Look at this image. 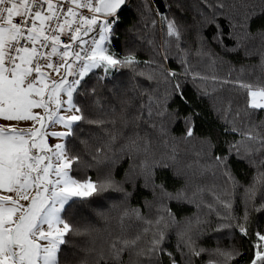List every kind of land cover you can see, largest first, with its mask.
Here are the masks:
<instances>
[{"label":"snow or ice","instance_id":"6c2138e0","mask_svg":"<svg viewBox=\"0 0 264 264\" xmlns=\"http://www.w3.org/2000/svg\"><path fill=\"white\" fill-rule=\"evenodd\" d=\"M126 5L127 0H0V264H125V254L135 256L136 264H161L163 257H167V264H179L164 247L170 232L179 230L178 247L187 260L200 257L207 250L198 248L196 240L211 226L208 216L213 213L219 220L228 221L220 223L214 231L234 227L243 236L248 235L247 212L243 222L230 214V188L238 186L232 164L247 160L250 165L264 166V160L257 165L255 159L257 154L264 156V121L258 124L251 121L252 115L264 111V78L253 82L222 81L244 95V109L235 113L243 127L227 130L240 138L220 142L215 146L219 151L210 156L198 151L183 164L187 174L193 177L203 179L209 174L213 177L219 174L229 188L222 195L212 191V200L207 203L203 196L209 190L200 186L192 188L187 182L169 192L164 184L154 182L157 169L178 174L174 170L179 153L167 142L165 122L171 115L167 105L176 97L187 101L182 78H191L193 82L209 79L216 82L218 78L193 70L189 63L191 52L182 48L181 26L163 14L160 23L165 38L160 45H154L153 59L140 61L134 51L123 55L113 51L120 15ZM200 5L207 11L198 12L199 29L214 28L211 40L223 52L238 51L243 42L256 39L248 28L250 13L238 24L230 21L232 30L225 33L220 24L226 8L224 0H200ZM237 26L242 36L230 48L225 41L235 37ZM257 35L264 41V30ZM206 42H199L195 54L214 68L221 56L208 51ZM170 49L176 50L182 71L162 67L170 60ZM142 63L150 68L147 74L139 71ZM261 66L264 67V56ZM122 69L150 83H162L164 94L134 87L132 94H125L114 106L95 87H85L86 78L94 70L102 71L98 80L103 81ZM53 73L57 78H53ZM202 94H208L207 90ZM80 95L90 97L87 114L85 107L76 102ZM227 112L231 114L230 102ZM197 115L193 111L189 114L191 119L184 118L187 126L182 139L190 140L194 136ZM80 124L99 129L95 137L99 143L94 152L87 151L89 140L79 138ZM54 126L63 130L52 131ZM152 131L166 148L159 156H150ZM50 139L57 142L50 144ZM74 140L84 145V155L90 156L91 162L69 146ZM129 154L143 159L130 171L127 180L133 175L143 177L146 185L152 183L153 190L160 193L159 203L150 205L155 209L153 217L146 218L138 209L125 208L116 218L115 230L66 219V206L71 207L76 200H91L110 190L122 192L125 197L131 195L123 184L113 179L111 172L121 157ZM205 157L210 164L205 162ZM105 163L109 170L102 179H80L73 175ZM258 190H264V172H259L243 189L249 201L255 200ZM197 199L200 200L197 206L207 208L208 213L188 217L183 222L166 203H193ZM219 208L225 210L223 216ZM256 237L255 251L248 264H264V233L257 232ZM65 247L74 249L71 257L62 258ZM239 255L242 253L235 249L218 248L209 264H235Z\"/></svg>","mask_w":264,"mask_h":264},{"label":"trees","instance_id":"16d2710c","mask_svg":"<svg viewBox=\"0 0 264 264\" xmlns=\"http://www.w3.org/2000/svg\"><path fill=\"white\" fill-rule=\"evenodd\" d=\"M226 8L224 14L220 18V24L225 33H229L232 29L230 21L238 24L241 22L246 13H250L251 19L248 25L250 32L256 36V39L245 41L240 46L238 51L223 52L216 43H213L211 38L215 31L214 28L207 30L199 29L198 21L200 16L198 12L203 9L200 5V0H127V5L120 15V23L117 27V36L112 44V50L120 55L128 51H134L140 61H148L154 58V45H160L165 38L161 30L160 14L167 16L170 19H175L181 26L183 38L181 41L182 48L191 52L189 63L193 66V70L201 75L211 77L215 75L218 80L216 82H202L197 80L192 81L191 78L181 79L184 85V92L187 96V101H182L176 97L167 105V111L171 113L169 119L165 122L168 129L167 142L170 146L175 147L179 153L180 159L177 168L174 170L177 175L173 174V170H160L155 172V184H164L169 192L174 189L184 186L187 182L192 188L197 186L208 189V193L203 196L205 203L211 202L212 191L222 195L229 185L225 184L223 178L217 174L213 177L209 174L201 179L199 176H191L187 174V170L183 168V164L192 159L196 152H207L210 156L214 151H219L216 145L220 142H232L239 139L230 131H227L233 126L242 128L239 119L235 118L237 110H243L245 106L244 95L231 84L222 83L225 79L243 80L253 82L258 78H264V67L261 66V58L264 56V41L257 35L261 30H264V0H224ZM147 6V7H146ZM234 18V19H233ZM155 21V23H153ZM242 36L239 26L235 29V37L226 39L225 43L234 48V40ZM206 40L205 47L208 51H215L220 54L221 60L217 62L215 67H209L206 60H200L195 52L200 47V41ZM149 41L154 42L149 43ZM170 60L165 61L162 67L166 70H178L180 68L179 58L176 55L175 49L169 51ZM139 71L147 74L150 71L143 63L139 65ZM103 75L102 71L94 70V73L89 74L86 78V88L95 87L97 93L112 101L113 105L119 103V99L125 94H132V89H147L157 91L160 95L164 94V85L156 82H148L142 76H137L128 69H122L118 72H113L105 80L100 81L98 77ZM208 94H202L204 90ZM215 89V90H214ZM83 91V90H82ZM76 102L85 107L87 114V105L90 103V97L80 95L76 97ZM231 103V114H228L227 107ZM195 111L198 115L194 120V136L190 140L182 139L186 124L184 118L189 119L190 113ZM179 115H176V113ZM252 123L258 124L264 121V111H259L251 116ZM247 123V121H245ZM142 131H148L143 129ZM80 139L89 140L87 151L94 152L99 141L95 137L99 134V129L88 124H80L77 129ZM152 143V154L159 156L166 152L164 143L154 131L150 132ZM69 146L75 151L84 155L85 148L78 140L70 141ZM86 161L91 162L88 155H84ZM143 156L129 154L122 156L117 164L111 168L113 179L118 183L123 184L127 192L131 193L125 197L124 193L119 191H108L99 197L91 200L80 201L76 200L71 204V207L66 206L65 218L72 222L87 221L93 224L98 229L111 228L116 229L117 217L125 208L138 209L146 218H152L154 215V207L159 203L160 193L158 190H153V184L146 185L143 177L133 175V178L128 181L127 177L130 171L136 168ZM257 165L260 160H264V156L257 154ZM206 163L210 164L207 157L204 158ZM108 165L99 164L90 168L83 169L80 172H74L73 175L83 179L85 177L93 180L102 179L108 171ZM232 172L235 176L238 186L230 188L232 195L230 197L232 207L230 209L231 216L243 222L245 212H247L248 235L243 236L237 228H225L223 231H214L220 223H228L227 220H219L217 215L213 213L208 216L210 227L205 233L196 240L198 248L206 249L200 257H192L187 260L181 253L178 247L179 237L178 229L172 230L165 242V249L172 252L179 264H209L210 260L215 259L213 253L216 249H235L238 253H242L235 259V264H248L253 256L257 243L256 233H264V190H258L254 201H249L245 197L244 188H247L253 178L259 172H264V166L257 167L250 165L247 160L243 162L234 161L232 164ZM183 173V174H180ZM215 185V188L213 186ZM175 213L179 221L183 222L186 218L197 214L206 215L207 208L198 207L200 200L197 199L193 203H176L166 202ZM220 215L225 214L223 208H219ZM104 217L108 219L105 220ZM235 223V220L232 221ZM135 226L133 231H135ZM79 243V238H76ZM74 249L65 247L61 254L62 258L71 257ZM125 264H136V257L125 254ZM161 264H167V257L161 258Z\"/></svg>","mask_w":264,"mask_h":264},{"label":"rangeland","instance_id":"374dc122","mask_svg":"<svg viewBox=\"0 0 264 264\" xmlns=\"http://www.w3.org/2000/svg\"><path fill=\"white\" fill-rule=\"evenodd\" d=\"M55 78H57V77L55 76ZM20 126L21 127H28V125H26V124H21ZM51 130L52 131H60V130H63V129H62L61 126H54ZM56 142H57V140H55V139H50L49 140L50 144H55Z\"/></svg>","mask_w":264,"mask_h":264},{"label":"crops","instance_id":"0c3cea01","mask_svg":"<svg viewBox=\"0 0 264 264\" xmlns=\"http://www.w3.org/2000/svg\"><path fill=\"white\" fill-rule=\"evenodd\" d=\"M53 78H55V74L53 73Z\"/></svg>","mask_w":264,"mask_h":264}]
</instances>
